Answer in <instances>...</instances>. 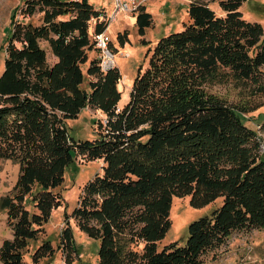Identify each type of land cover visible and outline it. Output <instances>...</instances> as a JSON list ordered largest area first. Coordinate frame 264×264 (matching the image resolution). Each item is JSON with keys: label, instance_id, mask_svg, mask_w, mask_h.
I'll use <instances>...</instances> for the list:
<instances>
[{"label": "trees", "instance_id": "obj_1", "mask_svg": "<svg viewBox=\"0 0 264 264\" xmlns=\"http://www.w3.org/2000/svg\"><path fill=\"white\" fill-rule=\"evenodd\" d=\"M246 1L221 0L222 13L190 2L188 21L159 38L121 107L122 73L103 70L98 56L106 10L90 0H24L23 20L17 12L11 19L0 75V160L20 167L0 199L13 231L0 247L3 264H25L30 241L41 239L63 203L66 172L78 156L103 161L72 213L80 230L100 239L101 264H203L234 232L264 228V136L245 119L248 110L211 90L231 83L264 96V27L244 17ZM152 22L141 6L139 33ZM118 36L124 44L127 32ZM87 107L104 119L95 121V139H76L67 120ZM260 128L264 134V120ZM174 196H190L196 207L223 202L190 223L184 245L160 246ZM61 239L64 252L77 250L71 226ZM54 250L46 240L34 259Z\"/></svg>", "mask_w": 264, "mask_h": 264}, {"label": "rangeland", "instance_id": "obj_2", "mask_svg": "<svg viewBox=\"0 0 264 264\" xmlns=\"http://www.w3.org/2000/svg\"><path fill=\"white\" fill-rule=\"evenodd\" d=\"M195 0H150L143 6L152 15V25L146 29L145 35H141L136 24V15L121 13L116 20L112 21L104 37L108 44L103 49L97 40L100 48L98 56L101 58V67L107 70L110 67L118 66L122 79L119 87L122 92L120 106H124L130 99L131 89L135 78L141 68L147 67L152 51L159 38L171 31L181 30L184 22L188 21V5ZM208 3L218 13H222L219 6L221 0H201ZM24 0H0V75L4 68L5 51L4 47L11 31V19L17 12L16 18L23 20L21 8ZM97 8H105L108 16H111L115 9L114 0H90ZM244 17L250 21H257L264 27V0H247L241 6ZM34 22L39 23L38 16ZM127 32V39L123 44L119 33ZM41 45L48 51L49 62L53 63L55 58L51 53L47 42L42 41ZM107 50L112 54L109 58ZM96 52L90 53V58ZM90 59L82 65L85 73V86L87 84V70ZM211 90L226 99L235 107L244 108V113L251 126L263 135L260 123L264 120V96L251 95L247 90L236 88L233 84L215 85ZM104 119L99 110L87 107L81 111L76 118L67 120L70 134L81 140H92L97 137L95 121ZM264 149V147H263ZM103 166L102 160H87L82 156L76 157L74 163L67 169L66 180L63 185V203L57 208L45 225V233L41 239L31 240L25 255V264H101L99 249L101 241L98 238L89 237L80 230L73 211L79 204L80 196L84 186L99 172ZM20 173L19 164L12 160H0V199L9 194L14 188ZM223 198H218L215 203L196 207L191 203V197L174 196L171 208L172 226L165 238L159 245L163 246L170 242H178L184 245L188 237V227L193 221L209 214L214 208L220 206ZM71 226L76 249L72 252H64L61 248V233ZM13 231L8 223L7 214L0 209V247L3 240L12 238ZM50 241L55 248L54 253L36 261L34 253L37 247L44 241ZM139 251L142 245L137 248ZM0 264H3L0 260ZM203 264H264V228L241 230L234 232L219 248L209 251L203 256Z\"/></svg>", "mask_w": 264, "mask_h": 264}, {"label": "built area", "instance_id": "obj_3", "mask_svg": "<svg viewBox=\"0 0 264 264\" xmlns=\"http://www.w3.org/2000/svg\"><path fill=\"white\" fill-rule=\"evenodd\" d=\"M116 3V9L111 16H107L106 19L108 20V27L112 21L116 20L117 17L123 12L126 14H134L136 13L141 6L146 4V2L150 0H114ZM96 39L98 40L99 45L106 49L108 47V43L105 40L104 33L96 35ZM108 55L106 57H111L112 54L107 50Z\"/></svg>", "mask_w": 264, "mask_h": 264}, {"label": "crops", "instance_id": "obj_4", "mask_svg": "<svg viewBox=\"0 0 264 264\" xmlns=\"http://www.w3.org/2000/svg\"><path fill=\"white\" fill-rule=\"evenodd\" d=\"M105 9V8H104ZM108 14V13H107ZM53 57L56 59V57L53 55Z\"/></svg>", "mask_w": 264, "mask_h": 264}]
</instances>
